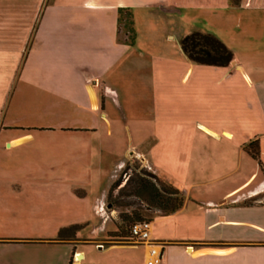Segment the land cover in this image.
Returning <instances> with one entry per match:
<instances>
[{
    "label": "crops",
    "instance_id": "crops-1",
    "mask_svg": "<svg viewBox=\"0 0 264 264\" xmlns=\"http://www.w3.org/2000/svg\"><path fill=\"white\" fill-rule=\"evenodd\" d=\"M120 9L131 45L118 40ZM218 12L264 17V0H0V178L49 170L106 181L90 199L89 181L0 183V264H145L149 245H105L99 234L104 193L131 152L184 197L150 224L157 264H264V23L202 33L231 52L224 67L188 60V31L170 23ZM55 139L59 148L42 151ZM48 188L64 198L43 199ZM34 218L51 226L20 234ZM94 218L100 227L78 232L80 243L47 241ZM25 239L45 241H7ZM36 254L48 257L23 260Z\"/></svg>",
    "mask_w": 264,
    "mask_h": 264
},
{
    "label": "rangeland",
    "instance_id": "rangeland-1",
    "mask_svg": "<svg viewBox=\"0 0 264 264\" xmlns=\"http://www.w3.org/2000/svg\"><path fill=\"white\" fill-rule=\"evenodd\" d=\"M238 0H229V4L231 6L237 5ZM220 12V11H219ZM217 13L216 16L211 19V21L204 20L203 18H191L192 20L177 23V20L173 17L174 22L173 27L177 28H184L188 33L191 32H199V33H208L212 34L213 36L220 35L222 29L221 28V22L227 24L229 28H235V29H241V25L245 22H253L255 24H261L264 23V17L260 13H242V14H235V15H226L225 13ZM245 14H249V16H246ZM124 18L122 17L121 21L119 22V35L118 40L120 41H127L128 34H125L124 29ZM149 21V20H148ZM151 21V19H150ZM149 21V22H150ZM154 22V20H152ZM187 33V34H188ZM169 42H173L172 44H177L176 39L169 40ZM13 87V83L10 85V88ZM10 95L7 96L9 98ZM109 102L110 99H108ZM48 142H53L48 143ZM60 139H55L54 141L47 140V144H44V150L48 149V147L55 146V148L60 147ZM50 145V146H49ZM124 147V144L122 143V148ZM38 154V153H37ZM41 160L43 161V153L41 152ZM35 158H36V154ZM133 154H129L128 156H125L123 161V166L119 171L114 172V177L111 179V183L108 186L107 190L104 193V203H105V212H106V223L101 231H99V234L104 237L105 245L109 244H127L126 242V236L127 234H123L122 231L124 227V222L122 221V215L131 216L132 213L139 214L140 218L142 220L150 221L149 223L151 225H159L160 219L159 217H156V215H159L160 213L156 211L153 205L147 204L144 202L147 198L145 197L146 194H142L141 196L133 195V184L134 181L138 178H142L145 180H148L149 182L154 183L157 185V187H160L161 184H168L167 182L163 181L160 177H158L154 172L150 170L148 165L144 162L143 159L138 157H132ZM33 158V156H32ZM58 158V157H57ZM59 157L57 159L58 163L63 161V159ZM61 167V166H60ZM63 167V166H62ZM54 170H51L53 172ZM27 172V171H26ZM28 173V172H27ZM57 176V178H56ZM54 177V178H53ZM61 182L63 184H69V183H85L86 181H89L93 186L92 190L88 194V199H90L93 196H99L101 193V187H104L105 181V175H97L92 174L90 176L81 173H71L62 175L61 177L59 175H53L50 173V171H46L45 174L43 171H41L40 174L34 175V174H24L18 175L17 178L9 179V178H0V183H11L16 185H23L28 184V182H41V183H53V182ZM116 182L117 186L111 191V199L113 201H116L119 206H113L112 210H107L106 202L108 200V191L111 186ZM28 189V188H25ZM19 190V197L22 195L31 196L33 193L31 191H21ZM42 198H50L52 199L55 197L56 199H62L64 198L63 195H60L59 193H55L54 190L45 189L44 192H40ZM76 195H80L82 192L77 191L74 192ZM20 194H22L20 196ZM31 199H34V197L31 196ZM33 205V204H32ZM26 211L29 210V206L25 208ZM34 210H30L28 214L31 215V213ZM47 226V227H46ZM49 226L51 224L49 223H43L39 221L37 218L35 219H28L25 220L23 223H21V228L18 229V232L25 235H33L30 237H37L36 235H39L41 232L40 230H47L49 229ZM75 226V225H73ZM70 227V226H69ZM100 227V222L97 218H94L92 222H89L88 224H83L80 226H75L74 229H69L63 233L62 240H58L56 237L54 240H47V241H56V242H64V241H73L74 243H80L83 240H78L77 234L80 231H87L89 232L92 229L97 230V228ZM45 233L44 231H42ZM9 243H15V242H22V243H39L43 242L45 240L42 239H25V240H7ZM19 256V254H17ZM41 258L36 254V258H34L32 255L29 257L25 256L24 261L26 262H33L34 260H39L40 262H45V258L48 256H44V254H40ZM39 257V258H38ZM20 258H22V255H20Z\"/></svg>",
    "mask_w": 264,
    "mask_h": 264
},
{
    "label": "trees",
    "instance_id": "trees-1",
    "mask_svg": "<svg viewBox=\"0 0 264 264\" xmlns=\"http://www.w3.org/2000/svg\"><path fill=\"white\" fill-rule=\"evenodd\" d=\"M124 18V29L125 34H128L126 43L128 45L132 44L133 32H132V22L131 15L127 10H118V24ZM179 46L188 60L193 63L207 66H219L224 67L229 64L232 60L231 52L217 39L208 34H202L198 32H191L183 36L179 41ZM245 151L249 156L254 159L258 164V152L256 148V143H249L245 147ZM117 186L116 182L111 184L108 191V200L106 202L107 210H112L113 206H119L116 201H113L111 197V191ZM133 195L141 196L146 194L147 204L154 206L156 211L160 214L159 216H167L176 210H178L184 201L183 195L173 186L167 184H161L157 187L152 182L148 180L138 178L133 184ZM122 221L124 222V227L122 233L127 234L128 229L131 224L142 221L139 214L135 212L131 216L122 215ZM75 226H70L62 228L57 233L58 240H62L63 233L69 229H74ZM127 236L125 239H127Z\"/></svg>",
    "mask_w": 264,
    "mask_h": 264
},
{
    "label": "built area",
    "instance_id": "built-area-1",
    "mask_svg": "<svg viewBox=\"0 0 264 264\" xmlns=\"http://www.w3.org/2000/svg\"><path fill=\"white\" fill-rule=\"evenodd\" d=\"M99 210L103 209V206H98ZM150 223L149 221L142 220L130 225L128 229V236L126 242L134 245H149L148 259L145 264H157L160 258V251L157 246L150 241L149 238Z\"/></svg>",
    "mask_w": 264,
    "mask_h": 264
},
{
    "label": "water",
    "instance_id": "water-1",
    "mask_svg": "<svg viewBox=\"0 0 264 264\" xmlns=\"http://www.w3.org/2000/svg\"><path fill=\"white\" fill-rule=\"evenodd\" d=\"M76 259H80V256H76Z\"/></svg>",
    "mask_w": 264,
    "mask_h": 264
}]
</instances>
